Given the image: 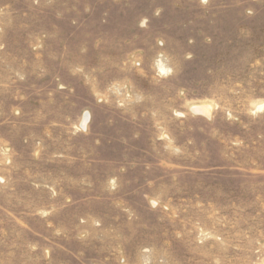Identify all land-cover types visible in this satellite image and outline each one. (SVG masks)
<instances>
[{
  "label": "rangeland",
  "instance_id": "1",
  "mask_svg": "<svg viewBox=\"0 0 264 264\" xmlns=\"http://www.w3.org/2000/svg\"><path fill=\"white\" fill-rule=\"evenodd\" d=\"M0 264H264V0H0Z\"/></svg>",
  "mask_w": 264,
  "mask_h": 264
}]
</instances>
